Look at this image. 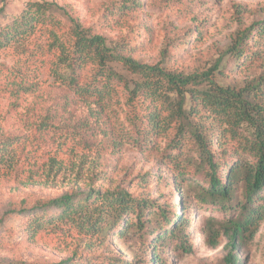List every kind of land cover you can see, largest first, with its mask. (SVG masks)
Segmentation results:
<instances>
[{
    "label": "rangeland",
    "instance_id": "374dc122",
    "mask_svg": "<svg viewBox=\"0 0 264 264\" xmlns=\"http://www.w3.org/2000/svg\"><path fill=\"white\" fill-rule=\"evenodd\" d=\"M33 2L52 3L41 17L53 20L0 48V264H59L67 259L72 264H153L151 244L157 235L152 231L159 224L169 231V226L148 209L145 219L153 229L145 236L136 228L124 231L120 223L93 236L63 224L60 230L47 226L34 235L28 230L32 208L39 203L65 193L117 188L162 205L169 220L186 207L181 238L157 243L163 264H264V220L234 246L224 233L210 240L206 227L223 213L197 205L193 194L201 179L194 167H186L178 189L174 175L183 167L163 156L172 132L153 145L135 144L124 87L104 101L77 94L55 77L60 49L50 48L53 33L71 48L79 23L110 42L124 43L129 55L146 64L185 73L207 71L239 32L264 18V0H0V26L20 17ZM228 62L225 76L215 72L218 81L237 88L264 82V57L242 68ZM110 65L133 77L122 64ZM92 72L89 65L84 78ZM256 96L264 102V94ZM199 120L218 134L212 119ZM192 141L185 140V155L193 154ZM227 147V157L238 147L234 155L254 161L230 137Z\"/></svg>",
    "mask_w": 264,
    "mask_h": 264
},
{
    "label": "trees",
    "instance_id": "16d2710c",
    "mask_svg": "<svg viewBox=\"0 0 264 264\" xmlns=\"http://www.w3.org/2000/svg\"><path fill=\"white\" fill-rule=\"evenodd\" d=\"M52 6L49 2L29 3L20 17L0 26V48L26 38L38 23L53 20L52 17H41ZM3 14L4 7H0V16ZM72 34L74 42L69 48L53 33L50 48L60 49L53 70L55 77L77 94L96 101L112 98V92L123 86L136 133L134 143L153 145L157 137H168L172 132L169 149L163 156L183 167L174 175L178 189L182 190L181 181L188 174L186 167L192 166L201 179L193 194L197 205L207 204V208L222 211L223 216L212 217L206 227L209 239L216 241L224 233L234 246L246 233L254 234L264 220V102L258 101L256 96L264 94V82L259 80L237 88L218 81L219 74L215 75V72L225 76L224 67L231 59L236 67L242 68L249 60L264 57V18L239 32L215 64L201 72L185 73L161 64H146L129 55L130 49L124 43L110 42L79 23H75ZM113 62L122 64L133 77L117 73L110 65ZM89 65L93 72L85 79L83 72ZM205 117L219 127L217 135L210 133L205 122L199 120ZM229 137L252 155L254 161L244 162L234 155L239 153L238 147L232 151L235 158L227 157ZM189 138L193 139L194 151L192 155H185L184 142ZM8 142L4 141L2 146ZM179 207L183 208L182 202ZM147 209L156 220L162 218L168 222L169 231L163 224L155 227L156 230L161 228L160 231H152L149 227L152 221L145 219ZM185 214L186 207L169 220L165 207L133 196L123 188L104 192L89 189L85 193H65L35 205L28 230L34 235L47 226L60 230L63 224L93 236L111 232L109 227L120 223L119 226L124 224V231L136 228L141 236L156 232L155 242L151 244L154 248L150 252L151 263L163 264L157 245L161 241L181 238L187 221ZM135 217L137 221H134ZM184 244L182 239L180 246L185 248ZM59 264L72 263L67 259Z\"/></svg>",
    "mask_w": 264,
    "mask_h": 264
}]
</instances>
